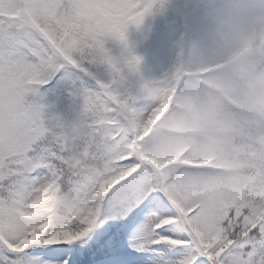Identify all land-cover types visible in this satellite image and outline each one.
<instances>
[{
  "label": "snow or ice",
  "instance_id": "6c2138e0",
  "mask_svg": "<svg viewBox=\"0 0 264 264\" xmlns=\"http://www.w3.org/2000/svg\"><path fill=\"white\" fill-rule=\"evenodd\" d=\"M142 8L0 0V264H264V163L236 183L165 171L141 138L121 70Z\"/></svg>",
  "mask_w": 264,
  "mask_h": 264
},
{
  "label": "rangeland",
  "instance_id": "374dc122",
  "mask_svg": "<svg viewBox=\"0 0 264 264\" xmlns=\"http://www.w3.org/2000/svg\"><path fill=\"white\" fill-rule=\"evenodd\" d=\"M168 0H137V5L144 4L141 11L144 13V20L138 27L132 25L127 32L128 48L133 52L134 48L141 49L140 69L136 76V82L141 83L138 95L142 102L138 104L143 118L141 127V138L144 144L151 150L152 159L160 168L161 166L173 162L176 156L191 141L194 134L187 139L179 135L164 134L162 126L169 129L178 130H200L214 129L216 137H207L206 141L198 145L195 153L190 157V163L204 164L213 154L217 146L230 144L219 139L218 132L225 130L227 134L230 127H234L236 121L232 115L222 122L216 121L220 111L225 105L224 100L227 96V88L233 89L236 82L234 75L228 73L223 76H213L203 80L201 85H197L190 80L186 83L189 101L197 102L195 106L189 105V113L178 115L176 119L167 121L164 113L167 110L172 90L178 82L180 75L182 42L186 28L176 25L178 22L169 17L157 18L154 12L158 10L159 4ZM151 5V8L148 7ZM164 8H166L164 6ZM166 15L174 12H181V0L168 2ZM261 8H264V0H243L235 5L229 14L220 13L215 21L211 19L208 29L204 35V40L194 46L191 51V64L189 71L198 72L205 68L224 64L231 56L242 53L250 48H254L255 42L264 37V16L258 15ZM106 49L115 59L123 60L127 54L124 46L117 40L108 38ZM258 55V54H257ZM251 57L245 61H240V66L236 72L240 75L250 70L257 57ZM103 69L106 65H101ZM100 79V77H99ZM110 76L105 75V82ZM133 77H127V81L122 82V86H128L133 81ZM235 81V82H234ZM218 88L224 91V95L218 92ZM249 105L259 104L264 107V72L259 83V95L252 98ZM225 107V106H224ZM264 110V108H263ZM226 128V129H225ZM153 131L151 137H144ZM260 144L264 143V128L260 132L257 140ZM219 148V147H217ZM227 165V164H226ZM232 165V163H229ZM170 166L165 171L175 169ZM197 171L183 170L181 173L188 174ZM211 178L225 183H236L243 178L240 175L230 177L209 172Z\"/></svg>",
  "mask_w": 264,
  "mask_h": 264
},
{
  "label": "trees",
  "instance_id": "16d2710c",
  "mask_svg": "<svg viewBox=\"0 0 264 264\" xmlns=\"http://www.w3.org/2000/svg\"><path fill=\"white\" fill-rule=\"evenodd\" d=\"M174 2L175 0H168V2ZM168 2H165L163 5L166 8H161L159 4L158 10L154 12V16L157 15L158 19L166 16L179 23L185 22V33L183 38V46L185 49V54L183 58V72L187 68H190L191 60V51L194 46L198 45L199 42L204 40V35L208 29V26L211 22V19L215 21L216 17L220 13L229 14L235 5H238L237 0H181V12H174L171 15H166V10L168 9ZM184 24V23H183ZM263 43L260 41L255 42L254 48H250L241 53L243 61L254 57V65L264 56V53H261ZM139 51H136L138 53ZM132 54L135 55L134 52ZM261 54V55H260ZM122 61V60H119ZM240 64V61L236 64L234 68L229 67L227 64L214 66L213 69H219V76L228 73L234 75L235 83L233 84V89L227 88V96L224 100L225 105H222L223 109L220 111V115L216 118V121L222 122L230 114L236 121V124H233L234 127H230V131L226 134L225 130L218 132L220 140L230 144V148L226 146H217L219 148L213 149V160L211 167H221L224 168L227 172L225 175L229 174L230 177H235L236 175L242 176V178L254 167L261 163H264V143L260 144L256 139L255 128L257 125L264 123V111L260 110L257 107H248L245 105L249 94L247 92L246 86L252 81L254 74L251 70L245 71L240 75L239 72H236V69ZM253 65V66H254ZM141 64L129 68L122 65L121 70V81L127 79V77H133V81L130 83L132 87L135 84L140 85L136 82L135 70H140ZM97 76L100 77L102 81L105 80V75L110 76L108 67L103 69L101 66L94 69ZM111 78V77H110ZM127 81V80H126ZM92 85H95L94 80L89 81ZM105 82V81H104ZM120 83V82H118ZM131 88V87H130ZM136 90H132L133 100L137 97L135 94ZM218 92L221 95H224V91L218 88ZM177 92L172 90V95L170 96L168 108H177L180 112L185 111L189 103L186 101V92L182 91L179 93V98L181 99L180 103H177L176 99ZM225 106V107H224ZM238 109H243L242 112H238ZM235 111L236 114H232ZM258 114V115H257ZM257 115V116H256ZM226 129V128H225ZM205 132L198 138L191 142V144L184 149V151L179 153L176 156V159L173 161L177 163L179 157L182 156H192L195 150L198 148V145L202 143L207 137H216L215 130L208 128L204 129ZM206 133V134H205ZM232 163V165H229ZM227 164V165H226ZM242 164L252 165L250 170L242 167ZM235 173H237L235 175ZM224 176V175H223Z\"/></svg>",
  "mask_w": 264,
  "mask_h": 264
},
{
  "label": "bare ground",
  "instance_id": "6f19581e",
  "mask_svg": "<svg viewBox=\"0 0 264 264\" xmlns=\"http://www.w3.org/2000/svg\"><path fill=\"white\" fill-rule=\"evenodd\" d=\"M242 167L246 168L247 170H250V168L252 167V165H246V164H242ZM237 174V173H235Z\"/></svg>",
  "mask_w": 264,
  "mask_h": 264
},
{
  "label": "clouds",
  "instance_id": "9594fccd",
  "mask_svg": "<svg viewBox=\"0 0 264 264\" xmlns=\"http://www.w3.org/2000/svg\"><path fill=\"white\" fill-rule=\"evenodd\" d=\"M258 15L264 16V8H261L258 12Z\"/></svg>",
  "mask_w": 264,
  "mask_h": 264
}]
</instances>
